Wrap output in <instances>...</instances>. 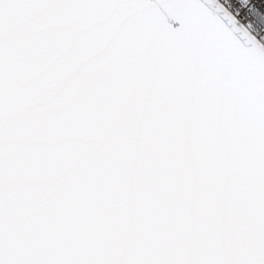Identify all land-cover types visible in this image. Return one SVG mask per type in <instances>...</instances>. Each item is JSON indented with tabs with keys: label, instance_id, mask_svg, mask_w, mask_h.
<instances>
[{
	"label": "snow or ice",
	"instance_id": "snow-or-ice-1",
	"mask_svg": "<svg viewBox=\"0 0 264 264\" xmlns=\"http://www.w3.org/2000/svg\"><path fill=\"white\" fill-rule=\"evenodd\" d=\"M0 264H264V0H0Z\"/></svg>",
	"mask_w": 264,
	"mask_h": 264
}]
</instances>
